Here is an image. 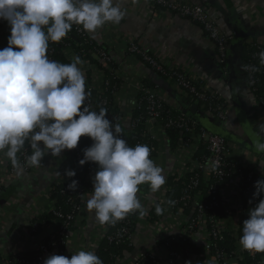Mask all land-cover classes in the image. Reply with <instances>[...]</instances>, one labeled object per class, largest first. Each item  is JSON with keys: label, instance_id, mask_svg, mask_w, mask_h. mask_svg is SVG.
<instances>
[{"label": "built area", "instance_id": "built-area-1", "mask_svg": "<svg viewBox=\"0 0 264 264\" xmlns=\"http://www.w3.org/2000/svg\"><path fill=\"white\" fill-rule=\"evenodd\" d=\"M152 2L199 25L214 46L216 63L219 67L225 64L233 35L218 24L204 4L187 0ZM72 28L82 39L77 41L78 48L70 46L67 34L58 43L49 42L48 58L54 60L59 43L65 46L61 52L69 63L74 56L81 58L84 63L78 67L85 74V90L89 93L86 103L94 111L107 108V118L120 125L121 131L137 137L136 145L149 146L150 159L164 170L165 184L156 192L147 183L138 186L143 215L136 210L119 224L102 225L94 211L86 209L92 189L90 177L95 175L97 165L86 162L83 170L84 165L78 163L83 148L92 144L90 138L81 137L75 149L64 150L59 157L45 155L39 167L25 165V156L32 152L26 142L17 153L25 165L22 170L0 153V193L12 191L0 205V264H43L49 255L70 258L80 250L96 254L102 242L122 248L119 254H112L109 264H264V253L243 250L239 244L247 210L262 198L253 200L252 194L255 182L264 179L263 161L247 152V146L230 143L199 121L206 118L214 125L224 123L231 105L184 64L165 63L129 36L106 39L102 34L105 46L89 55L86 46L91 42L86 31L75 24ZM9 35V25L0 20V49L7 47ZM244 47L251 53L252 62L239 59L242 97L255 104L251 119L264 124V98L254 91L264 77L258 56L264 42L255 40L244 43ZM115 53L128 68L115 62ZM245 65L260 70H245ZM135 67L164 77L168 87H176L181 103L159 85L146 87V78L131 70ZM105 69L110 77L104 74ZM192 105L197 107L195 114L190 112ZM169 130L177 133L172 146ZM66 169L75 170L76 175L65 177ZM42 172L47 176L46 185L27 199L16 184ZM71 179L78 181L75 192L67 189ZM55 187L60 188L57 194L62 200L71 205L69 212H64L57 197H52ZM175 189L178 192L172 196ZM157 205L163 213L155 216ZM48 214L54 218L38 222ZM195 250L197 256L192 258Z\"/></svg>", "mask_w": 264, "mask_h": 264}, {"label": "clouds", "instance_id": "clouds-1", "mask_svg": "<svg viewBox=\"0 0 264 264\" xmlns=\"http://www.w3.org/2000/svg\"><path fill=\"white\" fill-rule=\"evenodd\" d=\"M121 0H0V20L10 27L7 47L0 49V153L18 170L39 167L45 155L57 156L75 149L81 137L92 140L78 161L97 165L86 209L100 224H115L136 210L143 215L137 198L138 186L149 184L156 192L165 184L163 169L150 159L146 144L129 147L120 135L121 127L107 118V109L94 111L86 103L85 74L74 56L60 63L47 56L49 42H60L79 25L95 33L106 23H119L124 16ZM259 64L264 66V50ZM257 72L256 66H243ZM264 132V125L261 126ZM28 143L32 152L22 165L17 153ZM264 153V142L255 145ZM60 174V173H59ZM75 170L66 169L72 178ZM78 181L71 179L67 189L75 192ZM239 244L243 250L264 253V179L254 184ZM174 203V201H169ZM251 203V201H250ZM157 214L163 209L157 205ZM43 264H103L95 251L80 250L71 257L49 255Z\"/></svg>", "mask_w": 264, "mask_h": 264}, {"label": "crops", "instance_id": "crops-1", "mask_svg": "<svg viewBox=\"0 0 264 264\" xmlns=\"http://www.w3.org/2000/svg\"><path fill=\"white\" fill-rule=\"evenodd\" d=\"M187 1L204 4L218 24L233 35L223 66L219 67L216 63L214 46L198 25L154 6L152 0H121V8L125 14L120 22L106 23L90 35L96 36L94 39L98 42L102 34L106 39L114 35L129 36L143 48L153 51L165 63L184 64L194 76L202 77L205 85L218 90L231 105L229 118L224 123L214 125L208 122L212 125V130L224 135L230 143L247 146V152L256 154L263 165L264 153L258 152L255 145L264 142V132L261 131L264 124L251 119L255 104L242 97L244 90L239 59L244 43L255 40L264 42V0ZM114 59L118 65L128 68L118 53H115ZM131 70L159 85L181 103L176 87H168L164 77L158 73L147 68L135 67ZM43 174L38 176L39 189L47 183V176ZM194 255L197 256L196 250L193 251L192 258H196Z\"/></svg>", "mask_w": 264, "mask_h": 264}, {"label": "trees", "instance_id": "trees-1", "mask_svg": "<svg viewBox=\"0 0 264 264\" xmlns=\"http://www.w3.org/2000/svg\"><path fill=\"white\" fill-rule=\"evenodd\" d=\"M154 4V3H153ZM154 6L158 7V8H163L161 7L160 5L158 4H154ZM164 9V8H163ZM172 14H175V12L173 11H170ZM195 24V23H194ZM197 25V24H195ZM199 26V25H198ZM200 28V26H199ZM87 39L91 42V43H88V45L86 46L88 49H89V55L92 53H94V49L96 48H103L105 45L101 42V39L100 42L96 41L94 39V37L96 36H91L89 32H87ZM70 34V38L67 40L68 43L70 44V46H74L75 48H78V45H77V41L81 42L82 39L81 37H78L74 32H73V28L72 30L68 33ZM86 39V40H87ZM65 46L62 44V43H59V46L56 48V54H55V58L54 60L57 61V62H60V63H69V60L63 55V53L61 52L62 49L64 48ZM241 60L243 63H248V62H252L251 60V53H249V51L244 47L243 50H242V53H241ZM104 74L108 77H110V72L108 70L105 69L104 71ZM145 85L146 87H152L154 85V83L149 80V79H146L145 80ZM255 93H257L258 95H261V97L264 98V77L262 78V82L257 85L256 87V90H254ZM100 108H105V107H99L97 111L100 110ZM107 109V108H105ZM108 110V109H107ZM137 113H138V110H137ZM169 134H171V137H172V140H171V145H174L175 143V140H176V135L177 133L174 132L173 130H169ZM120 135L122 136V138H124L126 141H127V144L129 147H134L136 146V143H137V137H134V135H130V134H127L123 131H121ZM139 137V136H138ZM83 146H84V143H86V140H83ZM82 146V147H83ZM85 149V148H83ZM82 169L84 170L85 169V165L82 167ZM44 172L40 173L43 174ZM43 176L46 177V174L44 173ZM37 180H38V176L31 180H23L25 182V185L21 184V181H19L17 184H16V188L20 191V192H23L25 193V196L26 197H29L31 196L32 193L37 192L39 190V187L37 186L38 183H37ZM34 183H32V182ZM85 187V185H84ZM20 189H22L23 191H21ZM59 187H55L53 188V194H52V197H57V201H58V205L63 209L64 212H69L70 209H71V205L66 203L65 201L62 200V197L59 196L57 194V192L59 191ZM26 190V191H25ZM178 192L177 189L173 190L172 191V196H174L176 193ZM12 194V191H4V193H0V205L3 203L4 200L8 199ZM66 197V196H65ZM153 214L155 216H158L160 214H157L156 211L154 210L153 211ZM52 215H45L43 216L42 218L38 219V222H48L49 220L52 219ZM54 218V217H53ZM117 223L119 224L120 221H117ZM122 251V248L120 247H116L114 246L112 243H106V242H102L101 243V246L99 247V250L96 252V255L103 261V264H109L110 263V260H111V257H112V254H119L120 252Z\"/></svg>", "mask_w": 264, "mask_h": 264}, {"label": "rangeland", "instance_id": "rangeland-1", "mask_svg": "<svg viewBox=\"0 0 264 264\" xmlns=\"http://www.w3.org/2000/svg\"><path fill=\"white\" fill-rule=\"evenodd\" d=\"M199 121H200V123L202 125L206 126L209 129H212V125L208 123V121L206 120V118H199ZM23 185H25V183Z\"/></svg>", "mask_w": 264, "mask_h": 264}, {"label": "water", "instance_id": "water-1", "mask_svg": "<svg viewBox=\"0 0 264 264\" xmlns=\"http://www.w3.org/2000/svg\"><path fill=\"white\" fill-rule=\"evenodd\" d=\"M189 109L191 112H195L197 107L195 105H192Z\"/></svg>", "mask_w": 264, "mask_h": 264}]
</instances>
